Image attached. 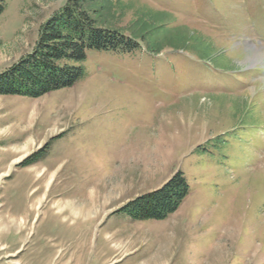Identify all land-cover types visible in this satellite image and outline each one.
<instances>
[{
	"label": "rangeland",
	"instance_id": "374dc122",
	"mask_svg": "<svg viewBox=\"0 0 264 264\" xmlns=\"http://www.w3.org/2000/svg\"><path fill=\"white\" fill-rule=\"evenodd\" d=\"M132 1L214 57L90 51L71 88L0 95V264H264V0ZM65 2L7 1L0 74ZM178 171L169 218L120 212Z\"/></svg>",
	"mask_w": 264,
	"mask_h": 264
},
{
	"label": "trees",
	"instance_id": "16d2710c",
	"mask_svg": "<svg viewBox=\"0 0 264 264\" xmlns=\"http://www.w3.org/2000/svg\"><path fill=\"white\" fill-rule=\"evenodd\" d=\"M7 1L0 0V15ZM130 12L132 19L124 26ZM170 17L168 12L147 6L135 9L132 0H66L40 26L32 52L0 74V95L36 99L71 88L84 77L90 51L131 55L145 50L156 56L172 49L197 54L202 61L214 57L193 31L171 26ZM189 193L188 182L178 171L161 188L130 202L120 212L133 221H163L180 208Z\"/></svg>",
	"mask_w": 264,
	"mask_h": 264
}]
</instances>
